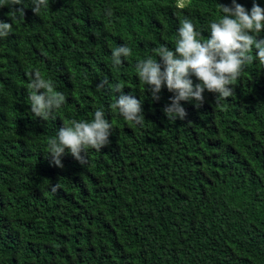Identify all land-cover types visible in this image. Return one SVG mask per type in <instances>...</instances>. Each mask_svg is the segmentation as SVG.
Here are the masks:
<instances>
[{
    "label": "trees",
    "instance_id": "1",
    "mask_svg": "<svg viewBox=\"0 0 264 264\" xmlns=\"http://www.w3.org/2000/svg\"><path fill=\"white\" fill-rule=\"evenodd\" d=\"M231 3L49 0L34 15L22 0L25 16L13 18L0 0L12 24L0 38V264H264V66H244L220 106L207 91L199 107L182 101L174 121L163 111L172 93L153 100L135 69L154 47L174 50L186 17L208 38L217 4ZM122 45L131 55L114 66ZM35 70L67 97L46 120L30 111ZM116 84L141 102L143 126L111 109ZM97 109L110 143L84 166L67 152L52 164L48 139Z\"/></svg>",
    "mask_w": 264,
    "mask_h": 264
},
{
    "label": "clouds",
    "instance_id": "2",
    "mask_svg": "<svg viewBox=\"0 0 264 264\" xmlns=\"http://www.w3.org/2000/svg\"><path fill=\"white\" fill-rule=\"evenodd\" d=\"M6 2L13 18L25 16V9L20 6L22 0ZM32 4V13L38 15L42 9L48 8L49 0H32ZM185 6L181 4V7ZM107 14L110 16L111 10ZM215 14L219 19L209 23L208 38H203L186 17L177 28L174 50L161 44L152 49V55L135 64L138 80L148 86L153 100L159 99L157 94L162 88L172 93L170 103L163 109L171 121L185 118L182 101H194L195 106L199 107L204 101L205 91L216 94L215 104L220 106L222 101L233 96V85L241 76L244 66L254 60L264 66V38H258V34L264 31V8L253 2L248 11L232 0L230 6L217 4ZM11 30V23L0 21V38L7 37ZM130 55L129 47L118 46L112 52L113 65L120 66L121 58ZM28 75L31 113L43 120L51 118L66 103V95L57 91L54 82L44 78L39 70ZM190 77H195L199 83L193 85ZM108 83L107 80L100 81L97 90L104 89ZM122 89L119 84L112 87L119 96L110 105L111 109L118 111L126 121L143 126L145 120L141 102L132 95L123 94ZM111 132L112 125L105 119L102 109H97L91 120L69 121L47 141L51 163L63 167L61 157L67 152L81 166L86 165L87 152L90 149L100 151L107 146ZM52 191H56V186H52Z\"/></svg>",
    "mask_w": 264,
    "mask_h": 264
}]
</instances>
